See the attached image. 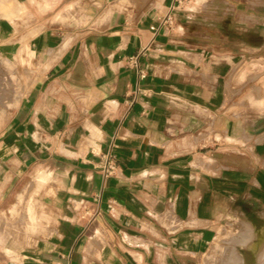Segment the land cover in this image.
Listing matches in <instances>:
<instances>
[{
    "label": "crops",
    "instance_id": "0c3cea01",
    "mask_svg": "<svg viewBox=\"0 0 264 264\" xmlns=\"http://www.w3.org/2000/svg\"><path fill=\"white\" fill-rule=\"evenodd\" d=\"M9 1L27 14L0 17L4 57L24 48L36 70L0 126V212L31 196L55 232L27 262L0 249V264L244 261L234 215L264 208V170L224 100L222 45L186 20L199 0Z\"/></svg>",
    "mask_w": 264,
    "mask_h": 264
},
{
    "label": "rangeland",
    "instance_id": "374dc122",
    "mask_svg": "<svg viewBox=\"0 0 264 264\" xmlns=\"http://www.w3.org/2000/svg\"><path fill=\"white\" fill-rule=\"evenodd\" d=\"M0 1V17L19 18L27 14L24 10H16L9 0ZM115 5L118 8L133 6L145 9L150 4L137 0H116ZM263 7L264 0H224L214 4L206 0L203 4L191 3L188 8L196 14L186 15L189 16L186 18L190 21L188 23L204 32L201 37L217 40L222 45V51L217 52L215 58L222 60L224 100L232 98L236 108L233 113L238 122L239 141L249 139V145L254 146L257 154L254 155L256 172L264 170ZM8 9H12L9 13L11 15L6 13ZM247 17L249 19H244ZM184 23L187 24L186 21ZM3 42L0 38V126L7 118L6 110L28 88L32 73L36 70L32 54L24 48L16 52L9 51L6 55L13 54V57L6 60ZM212 53H205L204 57L210 58ZM247 125L252 128L248 132L252 134L251 139L244 135L246 131L243 129ZM254 195L256 198H264V187H256ZM249 209L245 217L253 224L255 239L259 241L264 232V208L255 201ZM234 218L241 220V215H234ZM54 224L52 209L31 196L18 195L10 210L0 212V249L17 262L30 261L47 250L45 240L55 232ZM244 262L255 264L251 250L246 253L241 264Z\"/></svg>",
    "mask_w": 264,
    "mask_h": 264
},
{
    "label": "bare ground",
    "instance_id": "6f19581e",
    "mask_svg": "<svg viewBox=\"0 0 264 264\" xmlns=\"http://www.w3.org/2000/svg\"><path fill=\"white\" fill-rule=\"evenodd\" d=\"M204 1L206 0H199L198 3L203 4ZM210 3H222L224 2V0H207ZM258 1V0H256ZM1 2V1H0ZM255 3V1L253 2ZM257 3V2H256ZM259 3V2H258ZM209 4V3H207ZM2 7V6H1ZM214 7H216V5H214ZM230 7V6H229ZM254 7V6H253ZM231 8V7H230ZM264 8V7H263ZM14 9V8H12ZM260 9V8H259ZM6 10V9H5ZM20 10V9H19ZM1 11V10H0ZM3 11V10H2ZM21 11V10H20ZM8 13V12H7ZM257 17V16H256ZM87 19V18H86ZM244 19H249L244 18ZM264 21V20H263ZM3 96V95H2ZM7 96V95H5ZM12 97V96H11ZM16 97V96H15ZM6 98V97H5ZM8 98V97H7ZM2 100V99H1ZM4 103V102H3ZM22 199V198H21ZM27 206V205H26ZM33 208V207H32ZM16 211V210H15ZM27 211V210H26ZM29 214V213H28ZM240 224L242 225V228L240 229V233L238 236V242L240 243L242 246H244L245 248H249L252 252H253V260L255 262V264H264V232L262 233V238L259 241H256L255 239V229L253 227V225L243 216L241 215V220H240ZM235 243V242H234ZM239 246V245H238ZM241 247V246H240ZM233 249V248H232ZM232 251V250H231ZM234 251V250H233ZM236 253V252H235ZM234 253V254H235ZM238 253V252H237ZM239 254V253H238ZM241 255V254H240ZM236 257V258H235ZM233 256H230L229 258L227 257L225 260H227L228 264H229V260L230 263H238L241 264L243 262L242 260V256H239L235 254Z\"/></svg>",
    "mask_w": 264,
    "mask_h": 264
},
{
    "label": "built area",
    "instance_id": "2783aa9c",
    "mask_svg": "<svg viewBox=\"0 0 264 264\" xmlns=\"http://www.w3.org/2000/svg\"><path fill=\"white\" fill-rule=\"evenodd\" d=\"M171 21H172V17L170 14H167L163 19V23H165V24H170ZM101 169H102L104 177L111 176L114 173L115 164L113 161V157L111 155H106L104 157Z\"/></svg>",
    "mask_w": 264,
    "mask_h": 264
}]
</instances>
